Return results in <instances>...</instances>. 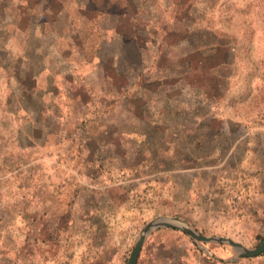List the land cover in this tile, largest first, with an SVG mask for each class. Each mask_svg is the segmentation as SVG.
Listing matches in <instances>:
<instances>
[{
	"label": "rangeland",
	"instance_id": "rangeland-1",
	"mask_svg": "<svg viewBox=\"0 0 264 264\" xmlns=\"http://www.w3.org/2000/svg\"><path fill=\"white\" fill-rule=\"evenodd\" d=\"M178 2L0 0V264H127L141 229L171 210L167 208L165 185L139 184L134 174L121 170L146 169L143 163L147 159L134 152L140 139L122 141L126 147L121 155L115 148L93 165L78 157L70 138L57 147L24 146L20 137L25 132L40 135L32 124L34 99L26 94L35 87L36 68L60 72L67 65L77 76L73 73L65 87L77 88L82 83L92 89L84 109L72 102L70 107L63 102L62 111L60 104L53 107L68 123L67 136L75 132L71 125L81 120L86 124L99 122L101 132L111 129L110 134H103H109L104 135L105 142L112 141L114 128L128 130L131 121L137 127V120L142 119L138 112L144 115L138 99L145 96L153 97L155 116L160 113V121L171 124L177 117L174 109L169 117L165 107L162 111L167 100L172 107L178 104L184 108L201 102L204 107L215 99L255 108L264 105V0H219L215 6V0H196L195 12L188 20V13H180L187 3ZM151 17L153 26L146 22ZM215 41L235 45L228 66V55L214 45ZM184 53L192 56L185 59ZM51 54L57 55L56 62L48 58ZM214 71L217 76H213ZM38 75L36 89H46L43 74ZM117 86L123 89L115 96L112 90ZM126 88L127 95L134 98L120 103L114 100V109L105 106V100L119 95L124 98ZM99 194L106 196L102 199L104 208L113 214L111 236L105 253L87 256V227L81 219L92 211L90 198L94 203ZM170 194L177 199L176 188ZM72 198L73 213L81 217L73 222L60 220ZM131 210H137L136 216L129 213ZM202 226L200 234L222 236L229 225L205 222ZM230 226L233 236L226 238L245 248L257 247L264 238V218L251 217ZM121 227L127 229L118 231ZM184 237L188 245L178 248L177 254L182 256L179 262L168 254L175 264H264V252L226 262L237 255L232 247L195 243ZM91 241L101 245L98 239ZM103 256L107 262H100Z\"/></svg>",
	"mask_w": 264,
	"mask_h": 264
},
{
	"label": "crops",
	"instance_id": "crops-1",
	"mask_svg": "<svg viewBox=\"0 0 264 264\" xmlns=\"http://www.w3.org/2000/svg\"><path fill=\"white\" fill-rule=\"evenodd\" d=\"M218 2L219 0H215L214 6ZM198 13L200 16L202 15V11ZM152 19L154 20V17L146 20L151 26L154 24ZM214 45L228 55L230 59H225L227 63L225 65L228 66L234 56L232 51H234L235 45L233 42L218 44L216 41ZM48 58L56 62L57 55L51 54ZM221 61L223 62L224 59ZM65 67L69 68L67 65ZM68 68L61 69L60 72L52 68L51 70L36 68L34 71L35 87L32 92L26 90V94L34 99L35 113L32 124L40 135L25 132L20 137L24 146L43 147L51 144L57 147L58 143L70 138L76 144L78 157L83 156V162L93 165L97 161L100 163L104 157L110 155L109 151L112 152L115 148L121 155L126 147L122 145V141L140 139L141 142L134 152L136 156H141L142 160L147 159L143 163L146 169L121 170L128 174H134L133 179L139 184L145 182L146 186L149 184L151 187L156 183L165 185L168 195L167 208L171 209L165 216L172 215V217L181 219L197 231L201 230L202 224L205 222L228 224L227 230L222 232V236L219 237L233 236L231 232L234 228L230 226L232 223L246 222L251 217L264 218V105L255 108L244 103L241 105L230 104L228 101L219 103L215 99L213 102L205 104L204 107L199 100L198 102L201 103L195 104L193 108H184L178 104L172 107L170 101L167 100L162 105V111L165 107L166 116L169 117V111L174 109L177 117L171 124L160 121L158 118L160 113L155 116L153 97L145 96L144 99L142 97L141 100L138 99L144 115L138 112L142 119L137 120V127L131 118L128 120L131 121L130 129L116 130L114 128L112 141L105 142L104 140V135L109 136L111 129H103L109 133L108 135L105 132L103 134V131L100 130L101 125H98L99 122H94L95 120L93 124H86L81 120L75 121L71 125L75 132L68 131L67 136L64 131H66L65 128H68V123L63 120L64 115L53 107L60 104L58 108L62 111L63 102L67 103V107H70L72 102V105L84 109L88 104L87 95L92 92L89 87L88 89L86 86L83 87L82 83L77 88L74 86L65 87L71 82L69 79L73 73L74 76H77L75 70ZM37 74L40 76L43 74L42 77L46 82L44 88L46 89H43L42 86L36 89ZM213 76H217L216 71ZM122 89L117 86L112 92L114 91L117 96L122 93ZM137 90L135 89V91ZM101 91L104 92V88ZM127 92L126 88V93L122 94L124 98L119 95L117 99L115 97V99L105 100V106H111L109 109H114L112 107L114 100L120 103L124 99V102L127 101V97L134 98L131 93L127 95ZM22 94L25 95L24 88ZM159 117L162 118L163 115L161 114ZM56 128H60L62 131L57 133ZM19 147L22 148V144ZM119 155L117 157L120 159ZM154 160L160 162L157 163ZM139 161H136L137 167ZM174 188H176L177 199L171 198L170 193L174 192ZM105 197V195L99 194L94 203L90 198L92 211L88 217L81 219L85 228L87 227L85 236L86 246H89L87 256L90 255L89 253H105L107 239L111 236L109 230L113 214L108 213L105 209L106 203L102 200ZM74 203L75 198L68 201V209L61 212L60 220L62 218V220L67 219V222H73L76 218L81 217L78 213H73ZM175 210L177 211L175 212ZM129 213L136 216L138 212L131 210ZM210 227L211 225L209 229ZM126 229L127 227H121L118 228V231ZM96 239L101 242V245L91 243V240ZM186 242L184 235L177 234L175 230L166 228L155 230L145 239L141 251H139L137 264H175L168 254L174 256L172 260L179 262L182 256L181 253L177 254L178 248H182L184 245L187 248ZM165 255L166 259H162ZM102 259L105 262L108 261L103 256L100 262Z\"/></svg>",
	"mask_w": 264,
	"mask_h": 264
},
{
	"label": "water",
	"instance_id": "water-1",
	"mask_svg": "<svg viewBox=\"0 0 264 264\" xmlns=\"http://www.w3.org/2000/svg\"><path fill=\"white\" fill-rule=\"evenodd\" d=\"M163 228L178 231L186 235L192 242L195 243H214L232 247L233 250L237 252V255L234 258L227 260L226 262H234L241 258L255 257L264 252V238L257 247L248 249L245 248L242 244L226 237L202 235L193 227L188 225L185 221L176 217L161 216L150 221L141 229L138 238L135 241L133 248L131 249V252H129L130 255L127 264H137L138 256L140 255L139 251H141V248L147 236L153 231ZM219 261L225 262L221 259H219Z\"/></svg>",
	"mask_w": 264,
	"mask_h": 264
},
{
	"label": "trees",
	"instance_id": "trees-1",
	"mask_svg": "<svg viewBox=\"0 0 264 264\" xmlns=\"http://www.w3.org/2000/svg\"><path fill=\"white\" fill-rule=\"evenodd\" d=\"M196 0H179V2H178V5H185L186 3V6H184L185 8H183V9H181V12L180 13H183V14H186V13H188L186 16H185V18H186V20H188L189 18H192V14L191 13H194L195 11V4H194V2H195ZM194 11V12H193ZM177 13V12H176ZM169 31L171 32V28H169V30H168V34H169V36H170V33H169ZM201 51H199V53H200ZM192 56V54H185L184 53V56H183V58H185V59H189L190 57ZM98 260V259H97ZM210 261H211V259H209Z\"/></svg>",
	"mask_w": 264,
	"mask_h": 264
}]
</instances>
